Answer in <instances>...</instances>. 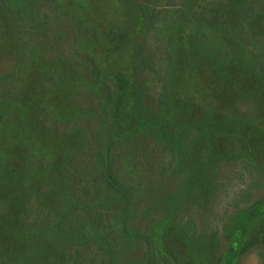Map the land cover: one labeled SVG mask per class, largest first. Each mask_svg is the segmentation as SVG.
Listing matches in <instances>:
<instances>
[{
    "label": "rangeland",
    "instance_id": "374dc122",
    "mask_svg": "<svg viewBox=\"0 0 264 264\" xmlns=\"http://www.w3.org/2000/svg\"><path fill=\"white\" fill-rule=\"evenodd\" d=\"M262 248L264 0H0V264Z\"/></svg>",
    "mask_w": 264,
    "mask_h": 264
},
{
    "label": "trees",
    "instance_id": "16d2710c",
    "mask_svg": "<svg viewBox=\"0 0 264 264\" xmlns=\"http://www.w3.org/2000/svg\"><path fill=\"white\" fill-rule=\"evenodd\" d=\"M214 238V236H212V239ZM215 243V245L217 244L218 241H216V239H214L213 241ZM259 255H260V260H261V263L260 264H264V248H262L260 251H259Z\"/></svg>",
    "mask_w": 264,
    "mask_h": 264
}]
</instances>
